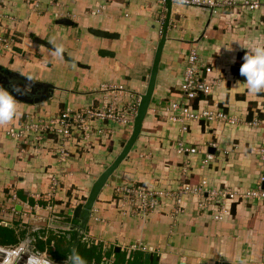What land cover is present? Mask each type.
<instances>
[{
  "label": "crops",
  "instance_id": "crops-1",
  "mask_svg": "<svg viewBox=\"0 0 264 264\" xmlns=\"http://www.w3.org/2000/svg\"><path fill=\"white\" fill-rule=\"evenodd\" d=\"M94 10L99 12L92 14ZM262 13L229 9L211 14L171 4L166 41L140 134L99 192L84 231L89 246L100 251L96 263L104 257L110 264H264V203L230 202L229 215L218 222L213 218L215 206L205 193L204 206L198 197L188 194L182 199L180 213L168 198L146 215L122 205L119 193L124 186L176 193L183 185L196 186L203 179L206 188L217 190H245L259 184L264 173L257 150L264 149V125L246 123L262 108L261 93L252 95L243 85L234 87L239 80L232 75L226 81L221 79L211 102H223L228 113L240 120L236 126L190 122L183 133L180 125L165 121V114L170 103L180 99L178 88L189 50L197 49L201 62L214 68V75L230 72L238 61L237 54L257 44L264 46ZM61 18L69 19L73 26L56 24ZM165 19V4L155 0H0V36L19 38L28 53L41 52L42 60L49 64L54 61L50 68H44L45 62L24 55L16 60L21 70L16 65L8 68L4 62L0 65L55 87L52 97L38 105L15 100L17 115L0 125V222H7L3 227L17 226V231L25 233L23 239L32 236L31 228L42 226L43 220L29 210L48 202L55 207L51 215L59 228L75 227L73 210L84 202L93 182L120 153L131 129L105 122L93 125L86 139L74 133L63 162L54 158L53 143L16 142L4 131L20 125L26 115L49 119L65 108L99 106L107 97L100 90L103 85L115 89L112 97H118L122 109L133 104L146 88ZM88 29L118 38H98ZM35 37L64 52L73 62L39 46ZM99 50L114 56H99ZM118 86L124 91L116 90ZM112 97L107 98L110 105ZM197 109H201L200 104ZM180 140L208 154L213 149L212 162L203 167V154L177 153ZM54 175L60 177V186L49 199V182ZM17 193L24 198L22 202L11 200L13 194L18 198ZM12 206L18 212L15 215L10 213ZM21 211L26 213L22 218L26 224L21 221ZM62 236L72 241V231Z\"/></svg>",
  "mask_w": 264,
  "mask_h": 264
},
{
  "label": "built area",
  "instance_id": "built-area-1",
  "mask_svg": "<svg viewBox=\"0 0 264 264\" xmlns=\"http://www.w3.org/2000/svg\"><path fill=\"white\" fill-rule=\"evenodd\" d=\"M173 5H181L184 7H191L196 9H204L209 11L211 14L220 13L224 10L234 9L241 12H257L262 11L263 13V24H264V0H168ZM98 10H94L92 14L98 13ZM197 49L189 50L185 58V68L182 76V80L179 84L178 93L179 101L170 103L166 110L165 121L173 124L180 125L181 132H186L188 124L190 122H200L203 125L210 123L224 124L228 126H236L240 124V120L224 111L219 107L218 103L213 102L209 107H205L200 111H192L188 102L199 97L207 98L213 97L219 86L222 84L221 79L226 81L227 77H230L229 71H223L221 75H214L213 68L210 65H206L201 62V59L197 53ZM100 90L107 94V97L100 103L99 106H89L81 109H69L65 108L59 114L49 119H42L38 117L26 116L24 122L17 127H9L4 131L7 138L12 139L16 142H29L40 144L44 142H55L56 155L54 158L59 162H63L68 158V140L71 138L73 133L83 134V138L86 139L91 133V127L96 123L103 124L105 122L117 123L127 128H132V123L140 96L133 104L122 109L117 103V96H113L115 89L111 85H103ZM119 92L124 91L122 86H118ZM112 97V104H109L107 98ZM264 105V104H263ZM264 109V106H263ZM246 125L258 126L264 125V118L259 119L254 117ZM100 132L99 129L95 130ZM213 147L214 145H209ZM176 151L181 155L191 156L203 154L202 166H206L213 160V155L208 154L206 150H197L195 147H188L183 141H177ZM261 164H264V149L257 150ZM264 173V167H260ZM60 177L54 175L49 182V190L47 197L50 199L60 186ZM264 181V176H259V184L251 189L237 190V189H208L206 188V181L203 179L196 186L183 185L178 192L156 190L151 191L143 187L124 186L119 190L121 204L132 206L141 215H146L156 209L158 203L162 199H172L173 205L176 209V213H180L182 208V199L188 195H194L200 199L201 206L206 204L203 199L205 193L211 202L215 206L214 219L218 222L224 220L229 215L230 202H259L264 203V189H261V183ZM11 200L17 202L15 194L12 195ZM209 203V204H210ZM20 205H22L20 203ZM120 205V204H119ZM23 207V206H22ZM27 209H30L28 205H25ZM54 205L51 202L46 203L44 207L35 205L29 212L34 211L36 216H39L43 222H46L44 226H37L31 228L32 235L27 236L20 243L32 245L35 242V238H39L45 245V249L42 252L43 256L47 254L48 249L53 248V242H48L49 231H52L54 235H63L64 232L72 231L73 226L66 225L64 228L54 227L50 219L51 214H54ZM10 213L15 215L18 212L15 210V206L11 207ZM28 213V212H27ZM73 215V214H72ZM26 217V213L21 211V221L23 224L26 222L22 219ZM42 222V223H43ZM7 222L2 220L0 225L6 226ZM80 242L84 243L89 247V239L85 235V232L80 235ZM19 243V244H20ZM134 250V248H133ZM129 259V257H127ZM131 259V258H130ZM92 264H110L109 259L104 257L98 263L92 262Z\"/></svg>",
  "mask_w": 264,
  "mask_h": 264
},
{
  "label": "water",
  "instance_id": "water-1",
  "mask_svg": "<svg viewBox=\"0 0 264 264\" xmlns=\"http://www.w3.org/2000/svg\"><path fill=\"white\" fill-rule=\"evenodd\" d=\"M155 1H161L165 4V6H166V19L164 22V26H163V29L161 32L160 39H159V41L155 47L152 65H151V69H150V74H149V77L146 81L147 82L146 88L144 90V93L142 95H140V100H139L138 107L136 110V114L134 116L133 123H132L131 133H130L127 141L124 143L122 150L117 155V157L114 159V161L104 171H102V173H100V175L93 182L84 202L81 205H78L77 207H75V209L73 210V220L76 221L77 224L75 225V227L73 226L74 229L72 230V241H71L69 254L73 250L76 251V249L80 243V235L82 233H84V231H85L86 225H87L88 220L90 218V211L92 210V207L96 201V198H97L99 192L101 191V189L106 184L108 178L114 173V171L118 168L120 163L126 158V156L130 152L131 148L135 144V142H136V140L140 134L142 124H143V120L146 116L147 109H148V106H149V103H150V100H151V97H152V94L154 91L156 75L158 72V66H159L162 50L164 48L165 41H166V29H167L168 20H169L170 12H171L170 1H168V0H155ZM56 24L62 25V26H68V27L73 26V23L67 18L58 19L56 21ZM87 32L89 34L95 36V37L102 38V39H117L118 38V36L115 34L107 33V32L100 31V30H95V29H88ZM33 40L36 43H38L39 45H42L43 47H45L46 49L57 53V50L52 45L43 41L42 39L35 37ZM58 55H60L61 57H63V59H65L67 61L73 62L72 59L68 58L64 52L59 51ZM98 55L102 56V57H113L114 56V54L112 52H109L106 50H99ZM0 69H1V66H0ZM15 75L20 77V78H23V81H25L27 83L35 84L36 87L46 89V94L43 95L42 97H40L39 99L36 98L34 100H29V99H27V96L31 95L33 92L30 84H23L21 86L20 92H14V91L9 90L6 87L2 86V84H0V87L7 89L10 93L13 94L14 99L16 101H18L20 103L28 104V105H38V104H41V103L47 101L49 98L52 97L53 92L55 90V87H53L52 85L46 84V83H35L31 79H28L22 75H19L18 73H16ZM7 77L8 76L3 77V75L0 73V78L5 79ZM25 87H28L30 90H26ZM47 89H48V91H47ZM208 152L210 154L214 153L213 149H209ZM261 189H264V181L261 184ZM22 245L23 244L20 243L14 249V251L19 250ZM115 251H118V250L115 249ZM7 252H8V250L0 247V253L3 254L2 260L7 258V256H8ZM23 254H26V252ZM36 254L39 255V259H37L35 255H28V254L21 255V257L18 258L14 264H37L36 261L40 260V259H42V261H44L43 263H45V264H48V262H50V264H65V260L64 261H55L50 257H48L46 260L45 259L46 257H43L42 254H40L39 252H36ZM145 257L147 258L148 256H145ZM0 262H1V260H0Z\"/></svg>",
  "mask_w": 264,
  "mask_h": 264
},
{
  "label": "trees",
  "instance_id": "trees-1",
  "mask_svg": "<svg viewBox=\"0 0 264 264\" xmlns=\"http://www.w3.org/2000/svg\"><path fill=\"white\" fill-rule=\"evenodd\" d=\"M243 55H244L243 53L237 54L236 59L238 61H237V63H234L233 66L230 68V74L239 81L244 80V78L241 77L238 73L239 66L242 63L241 57ZM210 67H212V65H210ZM213 71H214V68H213ZM220 75H221V73H220ZM231 75H230V78L232 77ZM262 97L264 98V96H262ZM212 98L213 97H207V98L199 97L198 99H194V100L189 101L188 106L192 111H200L201 109H203L205 107H209L212 104V102H211ZM262 103L264 104V99H263ZM198 104L201 105V109H197ZM263 104H262V108H260V110H256V112L253 114V115H256V117L259 119L264 118V109H263L264 105ZM218 105L224 111L228 112V110L225 108L223 102H221V101L218 102ZM248 117H251L250 113H249ZM73 134H72V136H73ZM72 136H71V138H72ZM52 143L55 144V142H52ZM17 196H18L17 199H19L20 202H22L24 198L21 196V194L17 193ZM84 200H85V198L82 199V201H84ZM16 227L17 226L14 225L11 228H7V227H3L0 225V247L7 248V247H15V246L19 245V243L23 240L25 233H24V231H17ZM51 232L49 233V236H48V242L50 241L49 238L51 239V241H53V248L48 249L46 251V253L48 254V256L50 258H52L55 261H64V260H66V258L69 255L71 242L66 241L64 236H62V235L61 236L60 235L54 236L53 234H51ZM32 236L35 237V236H37V234L32 235ZM32 246H34L35 249L39 252H43L45 249L44 243L39 238H35V242L32 244ZM76 252L81 257L84 258V260L86 261V264H91L93 259H94V261L95 260L97 261V258H99V255H100V251L99 250L97 251V247H95V246L86 247V245L83 243L82 244L79 243V245L76 249ZM132 260H133V258H132ZM127 264H136V262L131 261V262H127ZM153 264H155V263H153Z\"/></svg>",
  "mask_w": 264,
  "mask_h": 264
},
{
  "label": "clouds",
  "instance_id": "clouds-1",
  "mask_svg": "<svg viewBox=\"0 0 264 264\" xmlns=\"http://www.w3.org/2000/svg\"><path fill=\"white\" fill-rule=\"evenodd\" d=\"M59 54V49L57 50ZM242 63L238 73L244 78L243 83L237 81L234 87L243 85L249 94L256 95L264 91V46L257 44L249 48L241 57ZM20 92V89H14ZM17 115L15 99L7 89L0 87V125L8 124ZM19 255H26L18 253ZM39 259L38 254H34ZM3 254L0 253V260ZM50 264V262H48ZM65 264H86V261L75 250L65 260Z\"/></svg>",
  "mask_w": 264,
  "mask_h": 264
},
{
  "label": "rangeland",
  "instance_id": "rangeland-1",
  "mask_svg": "<svg viewBox=\"0 0 264 264\" xmlns=\"http://www.w3.org/2000/svg\"><path fill=\"white\" fill-rule=\"evenodd\" d=\"M158 16H160V14ZM161 16H162V14H161ZM157 27H158V31H161V25H160L159 20H158ZM160 36H161V34H160ZM20 38H22V37H20ZM31 38L32 37H30V39ZM21 45H22V42H21V40H19V38H16V37L3 38V37L0 36V62H2V63L4 62L6 67L13 69L14 65L17 66V61H16L17 59H21V57H24V55H28L30 57L32 56L35 59L34 60L35 62H38V63L42 62V64H43V62H45L44 68H50L51 65L54 63L53 60H51L50 64L47 61L42 60L43 54L41 52H35V53L34 52H30V53H28L26 50H24L21 47ZM39 46H41V45H39ZM245 52L246 51H243L242 53L244 54ZM17 67L20 70L22 69V68H20V64ZM261 96H264V91L261 92ZM38 112H39V110H38ZM26 116H29V115H26ZM260 163H261V161H260ZM259 167H264V164H259ZM63 216L64 215H61L60 217H63ZM50 219H51V221L53 220L52 221L53 223H52L51 226L59 227V225L57 223H54L55 222V216L54 215H51ZM62 221H64L66 224L69 223V222H67L68 220H66L64 218H63ZM44 224L46 225V222H43L41 225L44 226ZM65 226L66 225H61V227H65ZM17 246H15V247H7V248H4V249H6V250H14ZM23 251H25L26 254H28V255H34V254H36V252H39L32 245H30V246L29 245L28 246L25 245ZM39 253L42 254V252H39ZM17 254L18 253H16V255ZM42 256H43V254H42ZM45 257H46L45 259L47 260V258L49 257L48 254H46ZM3 263L1 262L0 264H3Z\"/></svg>",
  "mask_w": 264,
  "mask_h": 264
},
{
  "label": "flooded vegetation",
  "instance_id": "flooded-vegetation-1",
  "mask_svg": "<svg viewBox=\"0 0 264 264\" xmlns=\"http://www.w3.org/2000/svg\"><path fill=\"white\" fill-rule=\"evenodd\" d=\"M0 73L3 75V77L8 76L5 79L0 78V84H2V86L6 87L9 90L13 91L14 89H17V88L21 89V86L23 84H30L33 92L31 95L27 96V99H29V100H34L36 98L39 99L40 97H42L43 95L46 94L45 88L43 89V88L36 87L35 84L27 83V82L23 81V78L16 76L15 74L18 73V71L7 70L6 68L1 66ZM19 75H21V74H19ZM32 81H34L35 83H39L35 80H32ZM25 89L30 90L28 87H25ZM47 91H48V89H47Z\"/></svg>",
  "mask_w": 264,
  "mask_h": 264
},
{
  "label": "bare ground",
  "instance_id": "bare-ground-1",
  "mask_svg": "<svg viewBox=\"0 0 264 264\" xmlns=\"http://www.w3.org/2000/svg\"><path fill=\"white\" fill-rule=\"evenodd\" d=\"M23 250H24V245H22L19 250H15V251L14 250H8V252H7V254H8L7 258L4 259V260H1V262L2 263L4 262L3 264H14L15 261H17V258H20L21 257V255L17 256L16 253L23 254V253H25V251H23ZM43 262L44 261H42V259L36 261L37 264H45Z\"/></svg>",
  "mask_w": 264,
  "mask_h": 264
}]
</instances>
